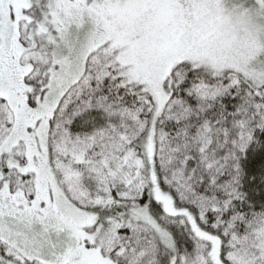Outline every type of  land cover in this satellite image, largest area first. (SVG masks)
<instances>
[{"label":"snow or ice","instance_id":"snow-or-ice-1","mask_svg":"<svg viewBox=\"0 0 264 264\" xmlns=\"http://www.w3.org/2000/svg\"><path fill=\"white\" fill-rule=\"evenodd\" d=\"M0 264H264V0H0Z\"/></svg>","mask_w":264,"mask_h":264}]
</instances>
